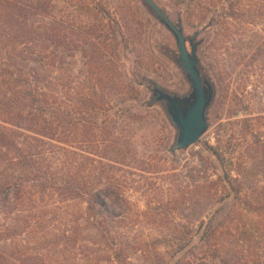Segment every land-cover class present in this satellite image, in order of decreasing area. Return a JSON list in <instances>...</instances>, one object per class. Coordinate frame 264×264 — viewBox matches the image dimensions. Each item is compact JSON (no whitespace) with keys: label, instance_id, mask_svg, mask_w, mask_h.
Wrapping results in <instances>:
<instances>
[{"label":"rangeland","instance_id":"374dc122","mask_svg":"<svg viewBox=\"0 0 264 264\" xmlns=\"http://www.w3.org/2000/svg\"><path fill=\"white\" fill-rule=\"evenodd\" d=\"M83 1L50 12L53 27L61 15L86 27L69 51L51 46V76L107 95L105 109L118 130L133 134L140 165L151 168L142 177L136 171L127 193L132 237L145 242L152 264H264V12H233L231 0H156L175 24L183 21L188 40L208 26L197 56L215 87L207 132L170 153L177 130L161 103L151 106L145 83L190 92L174 35L143 0ZM225 174L240 180L238 196L229 183L224 188Z\"/></svg>","mask_w":264,"mask_h":264},{"label":"trees","instance_id":"16d2710c","mask_svg":"<svg viewBox=\"0 0 264 264\" xmlns=\"http://www.w3.org/2000/svg\"><path fill=\"white\" fill-rule=\"evenodd\" d=\"M244 1L232 11L264 12V0ZM75 3L0 0V264H152L127 218L133 176L151 170L133 134L118 130L107 95L51 76V46L69 51L86 27L66 15L53 27L50 12ZM220 179L239 195V179Z\"/></svg>","mask_w":264,"mask_h":264},{"label":"water","instance_id":"95a60500","mask_svg":"<svg viewBox=\"0 0 264 264\" xmlns=\"http://www.w3.org/2000/svg\"><path fill=\"white\" fill-rule=\"evenodd\" d=\"M143 2L150 8L156 20L174 35L179 51L177 62L191 87L190 92L180 95L168 92L152 78H147L145 83L151 86V106L161 103L171 125L177 130L175 143L169 149L170 153H176L197 143L209 128L208 111L215 98V87L201 69L197 56L198 37L208 26L201 32H195L188 40L184 34L183 21L179 20L175 24L156 0Z\"/></svg>","mask_w":264,"mask_h":264}]
</instances>
